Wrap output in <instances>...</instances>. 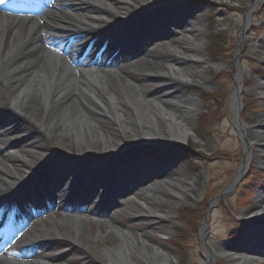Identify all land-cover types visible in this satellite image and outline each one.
I'll return each mask as SVG.
<instances>
[{
    "label": "bare ground",
    "instance_id": "6f19581e",
    "mask_svg": "<svg viewBox=\"0 0 264 264\" xmlns=\"http://www.w3.org/2000/svg\"><path fill=\"white\" fill-rule=\"evenodd\" d=\"M194 1H211L226 12L239 13L237 9L223 5L225 0ZM187 3L188 0H56L52 8L38 17L10 16L0 12V199L19 200L22 196L34 204L39 200L50 201V189L59 193L67 188L69 195L59 193V198L83 199L87 206L99 198L112 208L121 195L128 193L123 200L130 201V212L141 218L164 221V212L155 210V205L164 206L159 195L166 194L178 200L190 195L192 181L184 175L172 177L170 168L160 165V158L154 160L156 163L151 170L142 160L133 158V153L143 148L169 146L187 141L193 135L191 122L198 114L197 96H186L182 92L168 93L170 97L160 99L150 97L148 88L154 84L139 80V74H142L144 79L153 78L155 83L163 85L173 83L171 76L184 81L196 78L198 81L193 82L206 83L197 68L199 64L208 65L205 54L197 49L203 43L206 13ZM166 7L173 8L165 10ZM79 10H89L95 22L104 28L89 34L91 39H88L89 35L78 38L69 46L71 48H67L70 40L64 42L63 38L78 37L72 12ZM252 13L251 9L246 15L239 36L235 65L242 61L254 62L246 41L257 39L258 49L254 54L264 65V36H246L251 28ZM224 17L232 20L228 14ZM176 29L184 32V36L179 37ZM154 41H159L158 46L150 49ZM99 45H105L106 52L97 64L92 60L96 58ZM88 48H92L89 60L77 64L75 57ZM143 50L142 59L128 60L130 55ZM222 50L227 51L226 47ZM110 58L115 62L113 66L108 65ZM237 71V86L227 106L234 114L235 127L245 145L241 174L255 159L258 161L261 156L264 159V124L252 130L242 122L243 111L245 117L255 112L256 99L249 94L241 104L240 97L248 82L240 67ZM255 86L264 100V82H257ZM208 97L203 96L206 101ZM216 97H211L216 109L224 110L225 100L222 102V96ZM8 113L15 114L26 126L18 127L6 119ZM258 121L264 122V111ZM31 127L38 132L42 142L34 141L36 138L27 139ZM8 136L12 139L5 140ZM66 150L72 154L77 152V156L74 154L70 158ZM128 155L127 169L133 183H124L117 191L102 190L98 197L97 190L106 186L107 173L113 174L114 165L118 166L120 162L115 163ZM167 158L168 155H163L162 159ZM48 168L55 170V175H48ZM120 171H116V175ZM148 176L152 178L143 184L142 179ZM157 176L160 181H156ZM71 177L74 181L68 183ZM64 181L67 182L65 185ZM118 184L119 181L107 188ZM35 187L40 188L39 192L26 193ZM143 207L145 216L140 215ZM49 211H53L52 216L40 217L37 226L27 231L32 237L27 246L33 247L34 239L38 238V251L29 259L8 255L7 259L0 260V264H79L71 257L59 260L50 255L53 250L46 253L49 236L60 237L65 247L71 251L78 249L87 259L94 258L96 264L173 262L174 254L169 247L159 239H151L148 234L137 237L116 223L117 214H112L108 221H100L98 216L104 215L99 211L89 210L87 217L67 210L61 213ZM245 217L248 221L264 219V187L257 204L245 213ZM96 222L98 225L111 223L106 225V236L101 233L92 236L91 229ZM261 230L264 233V228ZM154 231L161 238L169 236L167 229L155 228ZM200 231L207 264H213L220 255L234 264L261 262L263 254L260 251L229 248L215 240L206 243V227ZM55 239L53 246L57 245ZM108 240L112 242L111 246ZM101 249V252L97 251Z\"/></svg>",
    "mask_w": 264,
    "mask_h": 264
},
{
    "label": "rangeland",
    "instance_id": "374dc122",
    "mask_svg": "<svg viewBox=\"0 0 264 264\" xmlns=\"http://www.w3.org/2000/svg\"><path fill=\"white\" fill-rule=\"evenodd\" d=\"M187 4L194 5L206 13L202 31L203 43L200 48H197L205 54L208 60V65L199 64L197 67L200 77L206 83L193 82V80L198 81L196 78L185 83L184 80L171 76L173 83L169 82L163 85L155 83L153 78L144 79L142 74H139V80H147L146 82L150 81L154 84L148 88L147 95L150 97L160 99L166 96L170 97L167 95L168 93L177 94L182 92H185L186 96L190 94L197 96L199 109L198 114L192 118L191 122L193 135L187 141L172 143L169 146L159 145L160 147L138 150L133 153V156L147 158L146 155H148L150 158H154L153 155H158L162 161L163 155H168L167 160L170 165L167 168H170L172 177L179 178L184 175L190 179L193 183L192 191L186 198L179 200L166 194L159 195L160 201L164 206L155 205V210L164 212V217L166 218L164 221L141 218L138 214H133L128 210L130 201L123 200L124 197L122 196L116 200V205L112 208L101 205L99 210L103 211L105 217L98 220L108 221L112 214H117L115 216L116 223L131 230L137 237L141 235L147 237L149 235L152 237L149 238L159 239L166 247H169L174 254L172 264H207V254L203 248L204 244L200 230L205 224V217L209 211L208 227L204 238L206 243H211V241L215 240L220 245L225 244L229 248H254L255 251H260L263 254L260 258L261 262L258 264H264V233L261 230L264 228V219L248 221L246 217L244 218L245 213L249 212L257 204L264 187V159L259 156L260 159L258 161L255 159L240 174L245 159V145L235 127L234 114L227 106L228 99L236 89L237 69L240 67L246 73L244 77L247 79L246 82H248L246 84L247 88L244 89L243 95L240 97V102L242 104L245 101V97L249 96V94H252L256 99L255 112L245 117L243 111L241 120L247 128L252 130L264 124V122L258 121L264 111V100L256 92L257 86H255L257 82H264V65L261 63L260 57H255L256 55L254 54L255 50L258 49V39L255 42H252L253 40L251 42L246 41V46L251 54L253 53L252 59L254 62L242 61L239 62V65H235L239 36L246 23V15L251 9L253 10V16L250 21L251 28L246 36L251 37V34H259V37L264 36V0H225L223 5L237 9L239 13L226 12L225 9L216 7L215 3L211 1L188 0ZM226 14L232 18L231 21L225 19L224 16ZM176 34L179 37L184 36V32L179 29H176ZM157 42L159 41L151 43L150 49L157 47ZM192 45L195 46L194 43ZM223 47H226L227 51L222 50ZM170 49L178 55L174 48L171 47ZM144 55V50L137 52L133 56L131 55L129 61L142 59ZM167 86H170V88L166 89L168 88ZM204 95L209 96L208 101L203 98ZM212 96L223 97L222 102L225 100L224 110H222L223 108L219 111L216 109L217 106L214 104ZM0 97H2L1 89ZM201 115L209 120V126L206 125V134L203 136L198 135L199 127L202 125L200 123L202 120ZM9 117L14 118L15 125L18 127L26 126L25 122L14 114ZM107 126L115 127L114 125ZM29 135L28 140L35 138L34 141L40 140L38 132L33 127L30 129ZM176 146L181 150L179 156H176L177 154L174 155V152L171 151ZM66 151L72 155L69 150ZM74 154L77 156V152H74ZM128 156L125 159H128ZM155 159L157 158L155 157ZM229 159L231 160L229 161ZM251 173H253V176H250ZM156 179V181H160L158 177ZM251 182H255V184H250ZM115 188L116 190L114 191H117L120 186ZM166 190L169 191L168 188ZM97 208L98 205L90 206L92 210ZM57 210L62 212L58 208ZM145 211V207L141 208L140 215L145 216ZM42 216H52V211H46ZM82 216L87 217V215ZM36 221L34 220V225ZM107 224H99V226L98 222H96L91 229L92 236L97 237L101 234L106 236V233H108L106 231ZM155 228L167 229L169 236L159 237L154 231ZM57 237L56 247L53 246L55 242L52 241L55 237L49 236L50 241L45 249L47 252L53 250L50 255L56 256L59 260L71 257L79 264H90V262L95 260L94 258L92 260L87 259V256L83 255L78 249L69 250L61 242L63 240ZM26 242L27 238L20 240L19 244L25 245ZM108 242L109 246H111L112 242L110 240ZM102 250L97 251L101 252ZM213 264L234 263L220 255Z\"/></svg>",
    "mask_w": 264,
    "mask_h": 264
},
{
    "label": "trees",
    "instance_id": "16d2710c",
    "mask_svg": "<svg viewBox=\"0 0 264 264\" xmlns=\"http://www.w3.org/2000/svg\"><path fill=\"white\" fill-rule=\"evenodd\" d=\"M203 115H201V118H202V120L200 121V123H202V125L199 127V130H198V135L199 136H203V135H205L206 134V125L207 126H209L208 125V123H209V120L205 117V116H203ZM205 121V122H204ZM207 121V122H206ZM208 128H210V127H208ZM208 133V132H207ZM176 152H181V150H180V148H176Z\"/></svg>",
    "mask_w": 264,
    "mask_h": 264
},
{
    "label": "water",
    "instance_id": "95a60500",
    "mask_svg": "<svg viewBox=\"0 0 264 264\" xmlns=\"http://www.w3.org/2000/svg\"><path fill=\"white\" fill-rule=\"evenodd\" d=\"M208 218H209V211L207 213V216L205 217V221H204L205 224H203L206 228L208 227L207 226V224H208Z\"/></svg>",
    "mask_w": 264,
    "mask_h": 264
},
{
    "label": "snow or ice",
    "instance_id": "6c2138e0",
    "mask_svg": "<svg viewBox=\"0 0 264 264\" xmlns=\"http://www.w3.org/2000/svg\"><path fill=\"white\" fill-rule=\"evenodd\" d=\"M4 2V0H0V3H3Z\"/></svg>",
    "mask_w": 264,
    "mask_h": 264
}]
</instances>
